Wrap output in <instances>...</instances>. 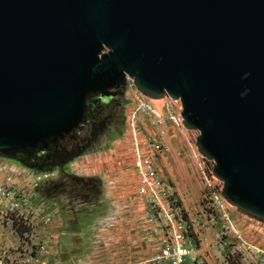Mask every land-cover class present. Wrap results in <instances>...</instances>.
<instances>
[{
    "label": "water",
    "instance_id": "1",
    "mask_svg": "<svg viewBox=\"0 0 264 264\" xmlns=\"http://www.w3.org/2000/svg\"><path fill=\"white\" fill-rule=\"evenodd\" d=\"M127 75L181 99L226 199L264 222V0H0V153L50 150Z\"/></svg>",
    "mask_w": 264,
    "mask_h": 264
},
{
    "label": "crops",
    "instance_id": "2",
    "mask_svg": "<svg viewBox=\"0 0 264 264\" xmlns=\"http://www.w3.org/2000/svg\"><path fill=\"white\" fill-rule=\"evenodd\" d=\"M174 133L169 131L168 150L160 158V166L162 159L165 164L174 160L173 148L179 145ZM63 172L62 183L55 188L46 180L33 190L27 177L19 179L21 182L14 178L19 185L29 184L27 193L32 190L33 202L54 214L48 228L55 244L51 263L171 264L156 258L161 252L162 234L154 231L156 223L149 221L150 214L130 180L135 178V170L124 130L110 149L83 154ZM12 174L18 175L13 169ZM190 203L187 210L195 221ZM0 241L13 244L16 238L0 229Z\"/></svg>",
    "mask_w": 264,
    "mask_h": 264
},
{
    "label": "rangeland",
    "instance_id": "3",
    "mask_svg": "<svg viewBox=\"0 0 264 264\" xmlns=\"http://www.w3.org/2000/svg\"><path fill=\"white\" fill-rule=\"evenodd\" d=\"M120 88L121 95L98 118L89 122L79 135L81 139L79 138L76 148L67 156L47 158L46 154H41L37 159H27L20 153H0V172L13 175V169L19 176H13V179L23 180L27 177L31 185H34L33 190H38L46 180L50 184L53 182L52 187H59L63 179L61 175L65 173L63 169H67L72 161L83 154L110 149L113 141L123 132L128 88L126 83ZM162 102L161 97L155 101L156 104ZM198 134L199 131L192 130L184 137L175 132L173 138L177 139L179 145L173 148L174 160L169 164L161 160V167L174 184L186 210L183 216L187 220L189 233L185 245L191 243L195 248L194 253L188 255L182 264H264V222L230 203L223 193L218 177H212L210 173L204 177L202 169L213 170L215 162L198 151L195 143ZM32 174L35 178L33 181ZM130 180L135 186V178L130 177ZM30 194L28 200L32 205L35 203ZM188 202H191L190 210L195 221L188 213ZM4 218V214L0 213V220ZM8 227L3 228L0 225L3 233L16 238V243L8 245L18 244L17 236L10 233Z\"/></svg>",
    "mask_w": 264,
    "mask_h": 264
},
{
    "label": "built area",
    "instance_id": "4",
    "mask_svg": "<svg viewBox=\"0 0 264 264\" xmlns=\"http://www.w3.org/2000/svg\"><path fill=\"white\" fill-rule=\"evenodd\" d=\"M125 83L128 102L124 133L132 150L136 194L150 214L149 221L156 223L154 231L162 234L161 252L156 258L182 264L195 248L191 243L185 245L189 233L183 216L186 210L159 161L168 149L170 130L184 137L192 130L183 123L180 98L166 95L156 104L160 98L143 94L132 77L127 75ZM202 173L215 177L212 169L203 168ZM218 181L223 188V181ZM27 187L30 185L16 184L12 175L0 172V213L5 216L0 225L9 226V232L19 241L16 245L0 242V264H53L50 255L55 244L48 228L54 214L43 205H31Z\"/></svg>",
    "mask_w": 264,
    "mask_h": 264
},
{
    "label": "flooded vegetation",
    "instance_id": "5",
    "mask_svg": "<svg viewBox=\"0 0 264 264\" xmlns=\"http://www.w3.org/2000/svg\"><path fill=\"white\" fill-rule=\"evenodd\" d=\"M122 89H118L117 95L111 97L109 100L101 98L99 95H93L91 97L90 103L88 105V110L86 114V123L80 131H75L70 135H67L65 138L58 141L56 144H53L51 149L45 152L36 153L33 150H27L20 152V154L27 159H37L41 154H46L47 158L50 157H65L76 148L79 135L87 128L90 121L98 118L99 115L103 113L104 110L109 108L111 104L121 95Z\"/></svg>",
    "mask_w": 264,
    "mask_h": 264
},
{
    "label": "trees",
    "instance_id": "6",
    "mask_svg": "<svg viewBox=\"0 0 264 264\" xmlns=\"http://www.w3.org/2000/svg\"><path fill=\"white\" fill-rule=\"evenodd\" d=\"M122 133V132H121Z\"/></svg>",
    "mask_w": 264,
    "mask_h": 264
}]
</instances>
